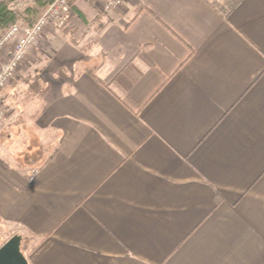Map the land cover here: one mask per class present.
I'll return each mask as SVG.
<instances>
[{
  "label": "crops",
  "instance_id": "obj_1",
  "mask_svg": "<svg viewBox=\"0 0 264 264\" xmlns=\"http://www.w3.org/2000/svg\"><path fill=\"white\" fill-rule=\"evenodd\" d=\"M110 1L1 92L0 222L30 264H264V0Z\"/></svg>",
  "mask_w": 264,
  "mask_h": 264
},
{
  "label": "built area",
  "instance_id": "obj_2",
  "mask_svg": "<svg viewBox=\"0 0 264 264\" xmlns=\"http://www.w3.org/2000/svg\"><path fill=\"white\" fill-rule=\"evenodd\" d=\"M125 0H112L105 7L106 11L118 9ZM72 11V0H56L34 25L20 20L9 28L0 39V124L6 120V106L2 97L5 89L17 74V70L26 58L30 49L49 26L62 28L67 25ZM14 44L9 53V59L2 61V52L10 44Z\"/></svg>",
  "mask_w": 264,
  "mask_h": 264
},
{
  "label": "trees",
  "instance_id": "obj_3",
  "mask_svg": "<svg viewBox=\"0 0 264 264\" xmlns=\"http://www.w3.org/2000/svg\"><path fill=\"white\" fill-rule=\"evenodd\" d=\"M20 0H0V39L5 35L7 30L18 23L20 20H24L29 25H34L48 10L56 0H33L30 4L24 8H16L15 5ZM242 0L237 1L233 6L228 8L226 15H229ZM70 19V18H69ZM66 26L62 28L65 31ZM24 238H22L23 242ZM21 250L23 247L21 244Z\"/></svg>",
  "mask_w": 264,
  "mask_h": 264
},
{
  "label": "rangeland",
  "instance_id": "obj_4",
  "mask_svg": "<svg viewBox=\"0 0 264 264\" xmlns=\"http://www.w3.org/2000/svg\"><path fill=\"white\" fill-rule=\"evenodd\" d=\"M33 0H20L16 5H15V7L16 8H19V9H22V8H24L26 5H28V4H30L31 2H32ZM112 1V0H111ZM110 1V2H111ZM72 2H73V0H72ZM109 2V3H110ZM122 6V5H121ZM120 6V7H121ZM106 7V6H105ZM119 7V8H120ZM118 8V9H119ZM117 10V9H116ZM69 21V20H68ZM50 27V26H49ZM48 27V28H49ZM48 28H46V30L48 29ZM63 28V27H62ZM61 28V29H62ZM45 30V31H46ZM45 31L43 32V34L45 33ZM43 34L40 36V38H39V40L36 42V44L30 49V51L32 50V49H34L35 48V46H37L38 44H39V42H40V39H41V37L43 36ZM13 46H14V44L12 43V44H10V46H8L5 50H6V55L5 56H3V52H4V50H3V52H2V61L3 62H5V61H7L8 59H9V53H10V51H11V49L13 48ZM30 51L28 52V54L30 53ZM27 54V55H28ZM27 57V56H26ZM26 59V58H25ZM25 59H24V61H25ZM23 61V62H24ZM21 65H22V63H21ZM16 76V75H15ZM6 114L8 115V110H7V108H6ZM19 232H21L20 230H18L17 228H15L14 226H11V225H4V224H2V222H0V247L6 242V241H8L11 237H13L14 235H19L18 233ZM22 247H23V251H24V255L27 257V255L29 254V251H30V242H29V240L28 239H24L23 240V242H22Z\"/></svg>",
  "mask_w": 264,
  "mask_h": 264
},
{
  "label": "water",
  "instance_id": "obj_5",
  "mask_svg": "<svg viewBox=\"0 0 264 264\" xmlns=\"http://www.w3.org/2000/svg\"><path fill=\"white\" fill-rule=\"evenodd\" d=\"M22 236L14 235L0 247V264H30L21 250Z\"/></svg>",
  "mask_w": 264,
  "mask_h": 264
}]
</instances>
